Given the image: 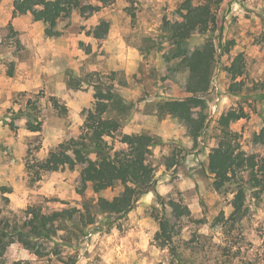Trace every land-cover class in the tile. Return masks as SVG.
I'll return each instance as SVG.
<instances>
[{
    "label": "rangeland",
    "instance_id": "obj_1",
    "mask_svg": "<svg viewBox=\"0 0 264 264\" xmlns=\"http://www.w3.org/2000/svg\"><path fill=\"white\" fill-rule=\"evenodd\" d=\"M185 1L115 0L90 17L74 9L58 19L60 35L48 36L30 12L13 17L17 0H0V219L10 210L21 215L28 205L45 212L83 207L85 199H110L123 190L120 183L99 193L91 181L83 187L84 164L77 161L33 179L38 162L80 135L90 110L100 113L95 86L118 95L103 116L117 117L123 133L155 140L149 147L154 183L132 210L69 225L71 231L46 241L44 256L10 243L0 264H264V195L246 185L244 215L232 219L237 184L217 188L210 168L212 149L224 146L222 120L230 110L245 114L230 123L242 149L264 156V145L255 141L264 127V0H222L214 30L179 47L163 24L181 18ZM101 21L110 24L107 35H89ZM209 39L217 48L210 87L192 108L205 127L193 138L162 104L190 95L189 58ZM239 55L244 73L234 80L228 68ZM28 115L39 116L40 131L27 128ZM168 157L177 163L167 167ZM170 200L179 203L176 212ZM164 217L181 229L162 248L156 236Z\"/></svg>",
    "mask_w": 264,
    "mask_h": 264
},
{
    "label": "trees",
    "instance_id": "obj_2",
    "mask_svg": "<svg viewBox=\"0 0 264 264\" xmlns=\"http://www.w3.org/2000/svg\"><path fill=\"white\" fill-rule=\"evenodd\" d=\"M95 1L96 3L90 0H17L13 17L30 12L34 20L46 24V35L58 36L61 33L57 29L58 19L69 16L74 9H78L82 16L90 17L115 0ZM221 1L207 0L195 4L194 0H186L181 7V18L175 21L165 20L163 24L169 38L180 47L184 40L194 34L214 30L217 25L216 9ZM109 29V22L101 21L87 33L96 38H104ZM216 52L215 43L207 40L203 47L189 58L192 74L186 84V91L190 95L184 99L167 100L162 104L165 111L185 121L193 138H197L205 127V118L195 117L192 108L210 87ZM243 57L239 55L228 68L234 80L244 73ZM95 90V110L100 113L94 115L93 110H90L80 135L68 140L63 148L51 150L42 162H38L33 179L39 180L41 171L71 167L77 161L84 164L81 171L83 187L91 181L93 191L99 193L120 183L123 190L110 199H85L83 207L68 206L45 212L41 205L35 204L28 205L21 215L10 210L9 215L0 219V259L13 242H19L37 256H44L47 253L46 241L59 236L62 230L71 231L69 225L78 228L81 224L91 222L96 213L121 217L132 210L139 199L151 190L155 165L150 158L149 147L155 143L154 137L147 133H123L122 123L117 117L103 116L118 95L111 89L104 91L99 85L95 86ZM53 105L59 111L63 110L64 106L58 100H54ZM244 115V112L236 110H230L226 114L222 120L224 146L214 147L210 155V168L215 173V186L220 189L226 184H237L232 200L234 211L231 215L235 220L244 215L246 185L258 189L259 193L264 195V156L242 149L237 139L238 134L230 129V123ZM27 128L40 131L42 121L39 116L28 115ZM255 141L264 145V127L255 135ZM175 163L177 160L171 157L164 162L167 167ZM30 168L32 166L29 165ZM78 193L83 195V189ZM6 200L9 201L8 198ZM168 204L175 212L179 209V203L175 200H170ZM166 206V203L162 202L164 212ZM185 209L187 216H190L189 208L186 206ZM175 215L178 219L182 218L177 213ZM159 223L156 239L159 241L158 245L164 248L170 246L174 237L180 233L181 227L177 228L172 224L170 217L161 218ZM172 249H175L174 245H171Z\"/></svg>",
    "mask_w": 264,
    "mask_h": 264
}]
</instances>
